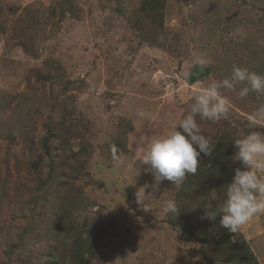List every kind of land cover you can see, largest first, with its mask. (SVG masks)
Masks as SVG:
<instances>
[{
	"label": "rangeland",
	"instance_id": "rangeland-1",
	"mask_svg": "<svg viewBox=\"0 0 264 264\" xmlns=\"http://www.w3.org/2000/svg\"><path fill=\"white\" fill-rule=\"evenodd\" d=\"M158 1L159 17L143 0H0V264H246L170 223L181 184L145 187L140 153L198 85L234 65L264 75V0ZM199 54L209 73L189 85ZM242 86L221 89L218 123L197 118L206 136L264 133V95ZM231 239L264 264V213Z\"/></svg>",
	"mask_w": 264,
	"mask_h": 264
},
{
	"label": "clouds",
	"instance_id": "clouds-1",
	"mask_svg": "<svg viewBox=\"0 0 264 264\" xmlns=\"http://www.w3.org/2000/svg\"><path fill=\"white\" fill-rule=\"evenodd\" d=\"M209 61L203 54L194 55L189 62L185 78H200V73L207 68ZM243 98L250 92L264 95V75L249 71L246 67L234 65L229 77L213 80L206 86L198 85L192 92V103L187 114L162 135L151 136L140 153V165H146V172L153 176L151 191L158 192L160 184L170 181L180 185L186 175H195L199 167L201 154L211 156L215 145L211 137L203 133L199 121L218 123L230 107L227 97L221 89L236 91ZM142 119H150L143 110L138 112ZM252 123H264V104L260 105L251 116ZM235 148L233 161H239L243 167H236L234 175L223 193L212 188L208 195L218 201L215 209L204 208L202 220L217 221L219 226L229 233H237L257 214L264 213V133L251 131L240 133L233 140ZM117 164L118 157H114ZM137 203L144 202V192L136 193ZM222 198V202H220ZM147 209V208H146ZM195 209V208H194ZM181 209L174 199H168L163 207L165 215L176 216Z\"/></svg>",
	"mask_w": 264,
	"mask_h": 264
},
{
	"label": "trees",
	"instance_id": "trees-1",
	"mask_svg": "<svg viewBox=\"0 0 264 264\" xmlns=\"http://www.w3.org/2000/svg\"><path fill=\"white\" fill-rule=\"evenodd\" d=\"M143 4L145 11L151 9L152 14L161 16L162 6L158 0H143ZM210 137L215 149L211 156L202 153L198 158L200 163L196 174H188L184 178L175 200L181 211L176 216L169 213L170 223L177 225L194 241L209 243L219 251L230 250L228 259L254 264L255 258L246 242L233 241L231 233L221 228L218 220L212 222L200 218L204 214V208L212 210L218 206V201L209 197V191L216 188L217 192L222 194L234 175V169L240 163L232 160L235 152L232 137L223 133ZM48 140L50 141L46 137L42 141V145H45ZM220 202H222V198ZM52 249L55 250V247ZM76 253L81 254L79 247L73 255ZM213 257L215 256L213 255ZM75 262L82 263L80 260ZM46 264L58 263L54 258H50Z\"/></svg>",
	"mask_w": 264,
	"mask_h": 264
},
{
	"label": "water",
	"instance_id": "water-1",
	"mask_svg": "<svg viewBox=\"0 0 264 264\" xmlns=\"http://www.w3.org/2000/svg\"><path fill=\"white\" fill-rule=\"evenodd\" d=\"M208 73H209V69H208V68H205L204 71L200 73V75H201L200 78L206 76ZM200 78H199V79H200ZM195 79H196V77H191L189 80L187 79V83H188L189 85H191V84H193L194 82L197 81V80H195ZM199 79H198V80H199ZM202 256H203V255H202ZM203 258L206 260L207 264H211V262H210L209 259H207V258L204 257V256H203Z\"/></svg>",
	"mask_w": 264,
	"mask_h": 264
}]
</instances>
